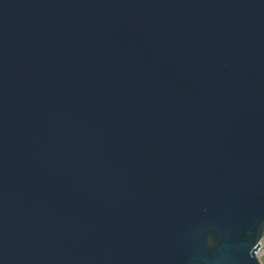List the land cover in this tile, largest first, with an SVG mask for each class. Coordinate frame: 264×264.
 I'll return each mask as SVG.
<instances>
[{
  "label": "water",
  "instance_id": "95a60500",
  "mask_svg": "<svg viewBox=\"0 0 264 264\" xmlns=\"http://www.w3.org/2000/svg\"><path fill=\"white\" fill-rule=\"evenodd\" d=\"M264 0H0V264H260Z\"/></svg>",
  "mask_w": 264,
  "mask_h": 264
},
{
  "label": "built area",
  "instance_id": "2783aa9c",
  "mask_svg": "<svg viewBox=\"0 0 264 264\" xmlns=\"http://www.w3.org/2000/svg\"><path fill=\"white\" fill-rule=\"evenodd\" d=\"M259 244H261L255 252L257 259L259 260L260 264H264V235L260 239Z\"/></svg>",
  "mask_w": 264,
  "mask_h": 264
}]
</instances>
